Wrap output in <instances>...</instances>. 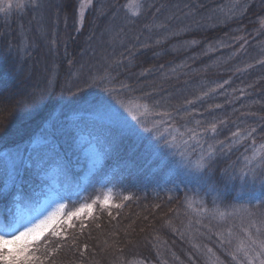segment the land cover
<instances>
[{
	"label": "trees",
	"instance_id": "16d2710c",
	"mask_svg": "<svg viewBox=\"0 0 264 264\" xmlns=\"http://www.w3.org/2000/svg\"><path fill=\"white\" fill-rule=\"evenodd\" d=\"M79 1L33 0L42 7L0 17V151L27 147L49 113L107 103L132 105L156 151L127 136L83 184L71 165L81 152L61 137L67 177L48 175L100 202L50 237L56 251L45 264H247L237 238L264 217V202L248 194L251 177L247 185L240 178L264 145V0H143L138 17L130 0H94L81 26ZM41 96L37 108L25 107ZM154 122L157 133L143 131ZM209 149L210 166L200 171ZM26 180L20 198L35 204L41 188ZM261 180L257 167V191ZM104 183L113 187L108 205Z\"/></svg>",
	"mask_w": 264,
	"mask_h": 264
},
{
	"label": "snow or ice",
	"instance_id": "6c2138e0",
	"mask_svg": "<svg viewBox=\"0 0 264 264\" xmlns=\"http://www.w3.org/2000/svg\"><path fill=\"white\" fill-rule=\"evenodd\" d=\"M26 6L36 9L42 7L38 2L32 3V0H27V3L25 0H18L15 4L17 9H24ZM89 6L90 0H82L79 5L81 24L85 10ZM13 7V3L9 0L3 7H0V12L6 14ZM142 8L141 0H134L131 15L140 16ZM232 15L233 10L229 9L226 18H231ZM43 100V96L33 97L25 107L29 110L35 109ZM188 103L191 104L193 101H188ZM141 107L144 112L148 111L146 105ZM125 111L132 116L137 124L141 123V116L137 115L133 109L129 108ZM70 112L71 115L49 113L44 118L39 134L30 138L27 147L21 148L17 145L14 151H0V204L4 205L3 210L0 211V264H45L55 255L56 251L49 249L50 237L60 236L61 227L64 224L73 227V217H79L83 213L91 215L94 205L100 202L97 200L92 204H84L76 211L67 213L63 211L67 206L61 203L55 211L46 214L38 206V201H35L37 206H33V197L20 198L24 192L23 185L29 182L26 180V176L32 182L38 183L41 191L46 183L42 177L48 176L50 170L58 171L67 177V163L65 156L60 151L61 137H71L76 149L85 156L91 169L95 170L103 169L108 159L115 154L121 140L127 136L136 137L143 143L146 151H156V145L152 143L153 137L151 135L144 136L136 124H132L126 116L109 104H100L84 110L73 108ZM155 114L161 117L165 115L161 112ZM197 123L199 124V121ZM215 127V125L211 126L213 132H215ZM143 131L155 134L159 129L154 122L152 127L145 126ZM188 131L191 133L193 130L189 129ZM254 131L255 129H252L247 132L242 139L250 138ZM195 135L191 138L194 139ZM233 135L239 136L240 133L235 132ZM154 138L164 143L160 135H155ZM175 143L176 137H173L168 142V146L175 147ZM253 143L255 142L253 141ZM259 153L258 156L254 151L253 155L247 158L245 167L241 169L240 178L244 179L245 185H247L250 176L251 189L248 194L253 200L264 202V180H261L258 191L255 188L256 168L264 167V145L260 146ZM213 155L209 149L207 160L201 157L197 165L200 171L210 166ZM109 200L110 197H105L103 203L108 205ZM116 206L119 207V205ZM252 229L255 231L253 232ZM243 237L237 238L236 252L243 253L247 264H257V262L264 264V238H262L264 237V217L259 219V223L256 219L249 220ZM228 242L231 243V241Z\"/></svg>",
	"mask_w": 264,
	"mask_h": 264
},
{
	"label": "rangeland",
	"instance_id": "374dc122",
	"mask_svg": "<svg viewBox=\"0 0 264 264\" xmlns=\"http://www.w3.org/2000/svg\"><path fill=\"white\" fill-rule=\"evenodd\" d=\"M33 1V0H32ZM9 0H0V7H3L6 3H8ZM10 2L13 3L14 7L12 10H10L9 12H7L6 14L4 12H0V17H9L12 14L15 13H22L24 12L29 6H26L24 9H17L15 7V4L18 2V0H10ZM25 2L27 3V0H25ZM94 2V0H90V6L86 8L85 10V15L82 18V23L84 18L86 17V14L89 12L92 3ZM141 2H143V0H141ZM82 3V0L79 1L78 4V22L79 25L81 26V18L79 16V5ZM134 6V0H130L127 4V10L131 13L132 7ZM141 10V9H140ZM111 106H113L115 109L119 110L124 116L127 117V119L134 124V120L132 119V116L125 111V109H133L134 107L132 105H126L128 107H125L124 105L121 104H115V103H107ZM123 106V107H122ZM16 148V146L11 147L7 150L4 151H14ZM21 148H24L21 146ZM71 165L73 166L72 169H74L75 171H82L83 172V184H87L91 177L94 175V173L97 171L95 169H91V165L89 162L86 161L85 156L81 153V157L78 159V161H71ZM49 183L45 184L43 191H39V196L38 199L36 201L39 202L38 206L41 207V209L47 214L49 212L55 211L56 207L63 203L65 204L67 207L63 210L65 213L68 212V207L70 205L71 202L74 203L75 206H73L72 211H76L77 209H79L80 207H82L84 204H92L88 201L85 200V195H84V188L80 187L81 185H79L77 182L76 184H74L73 186H71V190H68L67 188L61 186L55 179L54 174H50L48 175ZM103 188H104V196L105 197H110L109 203L112 201V197H113V187L111 185H107L106 183L102 184ZM105 186V187H104ZM98 197V198H97ZM96 200H98L100 198V196H97ZM104 197V198H105ZM104 200V199H103ZM33 206H37L36 204H33ZM83 215H88L87 213H83L80 216ZM79 216V217H80ZM66 219V217H63ZM77 218V217H73ZM72 219V220H73ZM122 239V243L126 244L127 241H129L130 239H128L126 241V238H124L123 236H121Z\"/></svg>",
	"mask_w": 264,
	"mask_h": 264
}]
</instances>
